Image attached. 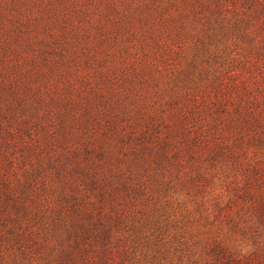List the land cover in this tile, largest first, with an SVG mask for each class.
Wrapping results in <instances>:
<instances>
[{
  "label": "rangeland",
  "instance_id": "374dc122",
  "mask_svg": "<svg viewBox=\"0 0 264 264\" xmlns=\"http://www.w3.org/2000/svg\"><path fill=\"white\" fill-rule=\"evenodd\" d=\"M264 264V0H0V264Z\"/></svg>",
  "mask_w": 264,
  "mask_h": 264
},
{
  "label": "trees",
  "instance_id": "16d2710c",
  "mask_svg": "<svg viewBox=\"0 0 264 264\" xmlns=\"http://www.w3.org/2000/svg\"><path fill=\"white\" fill-rule=\"evenodd\" d=\"M237 262H238V261H236V257H233V259H232V264H237ZM238 263H239V262H238ZM246 263H247V264H257V262H255V261H251V260H250V261L247 260Z\"/></svg>",
  "mask_w": 264,
  "mask_h": 264
}]
</instances>
